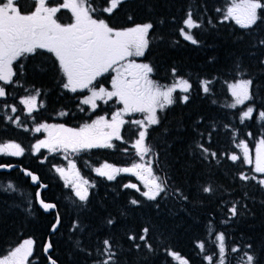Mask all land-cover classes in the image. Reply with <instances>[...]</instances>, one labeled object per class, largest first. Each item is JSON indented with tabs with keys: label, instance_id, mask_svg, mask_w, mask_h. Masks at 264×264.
Wrapping results in <instances>:
<instances>
[{
	"label": "trees",
	"instance_id": "obj_1",
	"mask_svg": "<svg viewBox=\"0 0 264 264\" xmlns=\"http://www.w3.org/2000/svg\"><path fill=\"white\" fill-rule=\"evenodd\" d=\"M94 3L99 5L101 0ZM229 4L230 0H124L108 15L121 28L153 24L142 59L153 68L157 81L169 83L178 77L192 85L188 93H177L175 102L160 111L158 125L148 128L146 144L153 149L154 173L169 182L168 194L155 201L140 194L142 187H138L140 191L125 187L140 182L134 175L121 173L108 180L93 172L103 162L126 168L140 159L131 147L140 129L129 123V137L124 131L123 142H116L114 148L87 149L71 156L91 183L87 201L81 202L53 171L62 165L63 156L55 152L33 154L31 148L40 136L36 128L42 121L52 122L64 111L68 113L63 117H72L74 111L72 97L62 88L64 81L56 61L38 51L13 63L14 83H0L6 92L0 99V145L19 143L24 154L0 155V164H19L37 173L48 186L43 199L55 203L57 212L46 213L38 206L36 192L41 185L33 186L21 169L0 171V259L31 238L35 252L29 264H47L44 246L50 237V257L57 264H94L103 258L97 255V248L108 238L119 264H210L207 256L213 257L211 264H218L216 236L224 233L229 250L226 264H237L243 251L254 254L256 264H264V187L254 180L239 179L244 174L260 180L264 174L255 173L253 165L242 159H230L233 154L243 157L237 146L240 141L253 148L264 139V121L259 119V112L264 111V64L260 63L264 60V45L260 44L264 23L258 21L252 29H243L233 20L221 22ZM189 11L201 24L191 30L199 42L196 45L184 40L179 31ZM240 79H252L253 99L229 107L235 102L228 85ZM205 81L210 82L207 94L203 91ZM37 90L46 106L44 118L36 112L31 116L21 115L20 110L12 113L13 104ZM184 95L189 97L186 102L181 99ZM249 106L254 108L252 117L241 123L240 117ZM197 143L209 153L215 152L216 157L209 154L205 159ZM9 183L14 190L8 189ZM209 186L213 191L205 193L203 188ZM176 189L188 200L176 195ZM133 199L140 203L131 204ZM233 203L238 211L235 217L228 211ZM57 214L60 225L51 234ZM109 218L115 221L113 225L107 224ZM145 227L152 251L144 241L129 239L133 235L138 238ZM201 243L204 250L198 246ZM248 244L251 249H247ZM231 247L241 251L231 253ZM169 252L177 253L180 259Z\"/></svg>",
	"mask_w": 264,
	"mask_h": 264
},
{
	"label": "snow or ice",
	"instance_id": "obj_2",
	"mask_svg": "<svg viewBox=\"0 0 264 264\" xmlns=\"http://www.w3.org/2000/svg\"><path fill=\"white\" fill-rule=\"evenodd\" d=\"M124 0H101L99 5L94 3V0H63L58 5L50 4L49 0H32L31 10L24 11L20 0H0V82L3 84H12L13 76L16 73L13 70V63L27 55H35L38 50H43L54 55L58 62L61 74L64 77L63 87L70 92L78 90L84 92L87 90L90 95H85L80 99V104L89 106L93 111L98 107L97 101L107 103L115 98V102L122 104V109L116 111L111 120L105 116H99L91 123H86L82 127L73 129L66 128L64 125H41L36 128L39 132L41 128L49 132L48 140H41L33 145L34 149L39 152L41 148H47L49 151H55L57 148L73 152H79L82 149L92 148H114L112 141L123 138L120 135V128L125 123H132L138 126L141 130L138 132V139L131 145L136 150V155L144 161L146 156L153 152L151 146L146 144L148 126L158 125L160 119L157 116V109L163 111L167 106L175 102L173 93L177 88L183 93H188L192 87L187 79H178L171 86L158 85L155 81L149 78L153 72V68L147 64H136L129 62L122 64L128 57L143 56L145 49L149 46V32L153 29V24H137L126 29H116L109 26L106 19L102 18L103 14L111 15ZM61 8L69 9L74 17L73 23L63 24L56 17ZM264 9V0H230L229 6L222 12L223 21L233 20L243 29H252L258 21L264 23V12L258 11ZM221 12V9H217ZM131 19V17H129ZM201 24L198 20L193 19L192 12L187 13L183 21V27L179 29L180 35L184 40L190 41L193 45L198 44V40L194 38L192 29H198ZM264 45V39L260 41ZM264 64V60L260 61ZM238 67V66H237ZM22 68V65H21ZM109 71L115 72L111 78V90L97 84L99 77ZM175 76V70H173ZM209 81L203 83V91L207 94L210 92L208 87ZM253 84L252 79H240L236 83L229 84L228 87L235 99V103L229 107L243 104L247 100L253 99L250 93V88ZM6 95L5 88L0 86V97ZM40 92L37 90L34 94H29L25 99L20 101L21 104L27 107L28 114L36 109L37 97ZM188 96L181 97L183 101L188 100ZM40 107H43L41 102ZM84 109L81 108V111ZM11 111L15 113L16 107H11ZM146 114L142 120L125 121L123 116L133 113ZM254 108L249 106L243 111L240 120L241 123L245 119L252 117ZM67 113L61 112L60 115ZM11 120L12 117H9ZM259 119L264 121V111L259 112ZM145 120L147 124H145ZM18 122V121H17ZM251 135V134H249ZM243 151V157L233 154L230 159L233 162L242 159V162L248 165L253 164L250 156L248 144L240 141L237 145ZM197 148L201 150V155L207 159L210 154L213 158L216 153H209V150L202 144L197 143ZM127 152V149H124ZM0 153H5L9 156H21L24 154V149L16 143L0 145ZM153 160L150 158L144 163H133L131 168H114L111 165H103L101 168H96L95 171L99 176H106L108 180L115 179V173H132L140 179L147 189L140 194L147 200L155 201L161 194H168L169 182L168 178H162L154 173L152 167ZM71 168H75V164L69 162ZM0 167H5L0 165ZM111 168V173L105 172L104 169ZM62 176L64 169H56ZM253 171L258 174H264V139H261L256 149V157ZM26 175L31 176L33 182L37 177L31 172H26ZM79 177V173H76ZM242 181L254 180L261 187H264V179L257 180L256 176L240 175ZM82 184L87 185L88 181L83 180ZM73 189L76 197L81 202H86L88 199L87 189L82 187L80 183H73ZM8 189H13L14 186L9 183ZM126 188H133L137 191L140 189L136 184L128 183ZM205 193H211L213 189L204 187ZM175 194L187 201L188 196L184 195L179 189L175 190ZM39 197V192H37ZM42 208L45 211L53 209L54 204L40 201ZM140 201L131 200V204L137 205ZM231 217L238 215L236 204L233 203L228 209ZM229 217V219H231ZM227 222V221H225ZM60 220L57 217L56 222L52 225V231L55 232ZM115 221L108 219L107 224L113 225ZM149 229L145 227L143 234L138 238L129 236V239L136 241L137 239L144 241L145 246L152 251V246L147 242V234ZM219 241L218 264H226L228 251L226 250L225 234L220 233L216 236ZM79 244V242H77ZM34 241L26 239L18 247H16L8 256L0 260V264H26L27 258L32 254ZM201 250H204V244L198 245ZM52 247L48 243L44 247L47 254ZM139 249L140 245L135 244ZM247 249H251L252 245L248 244ZM241 249L231 247V253L240 252ZM169 255L174 259L179 260L180 257L175 252H169ZM91 255V253H89ZM97 255L103 257L94 262V264H119L117 253L113 242L105 238L102 241V248H97ZM210 264L213 260L212 256L206 257ZM50 264H56V261L49 257ZM181 264H187V261H182ZM237 264H256V257L250 254L249 251H243V255Z\"/></svg>",
	"mask_w": 264,
	"mask_h": 264
},
{
	"label": "rangeland",
	"instance_id": "obj_3",
	"mask_svg": "<svg viewBox=\"0 0 264 264\" xmlns=\"http://www.w3.org/2000/svg\"><path fill=\"white\" fill-rule=\"evenodd\" d=\"M24 4H26V5H28L29 6V2H28V0H26L25 2H23ZM69 10V9H68ZM70 12H71V10H69ZM72 13V12H71ZM72 17H73V15H72ZM74 22V17H73V21H72V23ZM122 29H126V28H122ZM146 50V49H145ZM144 60L143 59H141V56H132V57H128L125 61H122L121 63L122 64H127V63H129V62H134V63H136V64H144V63H147V62H143ZM148 64V63H147ZM104 75H107V76H109V77H111L112 75L114 76L115 75V72H112V71H109L108 73H105ZM149 78L150 79H152L153 80V78H152V76H149ZM178 79H184V78H174V80H172L171 82H169V83H161V82H158V81H155L158 85H163V86H171L173 83H175ZM98 80V79H97ZM154 81V80H153ZM237 81H239V80H237ZM236 81V82H237ZM109 82H111V80L109 81ZM236 82H234V83H236ZM0 83H3V82H0ZM96 83H97V81H96ZM106 88H108L109 90H111V86H109V85H107V86H105ZM231 92V91H230ZM177 93H180L181 95L182 94H185V93H183V92H181L180 91V89L179 88H177V90H176V92H174L173 93V96H174V98H175V96H176V94ZM33 94V93H32ZM88 95H90V93H88ZM27 97V96H26ZM26 97H23L22 99H25ZM3 97H0V99H2ZM234 98V97H233ZM21 99V100H22ZM114 99V98H113ZM20 100V101H21ZM20 101L19 102H17V103H15V104H13V106L14 107H16L17 108V111L18 110H20V112H21V115H25V116H28V111H27V107L25 106V105H23V104H21L20 103ZM99 102V100L97 101V103ZM234 102H235V99H234ZM13 106H11V107H13ZM38 107V99H37V104H36V108ZM115 109L114 110H112V112H111V115H113L114 114V112H115V110L117 111V109L118 110H120V109H122V107H123V105L122 104H119V103H116L114 106H113ZM168 107V106H167ZM166 107V108H167ZM13 113V112H12ZM33 113V112H32ZM159 113H160V110L159 109H157V116L159 115ZM145 115L146 114H144V113H139V112H137V113H133V114H131V115H125V116H123V119L126 121L127 120V117H128V120H142V119H144V117H145ZM137 116H139V118L137 119ZM106 119H108L109 121L111 120V118L110 117H105ZM145 124H147V121L145 120ZM42 125H45V124H42ZM46 125H59V124H46ZM41 125H39L38 127H40ZM37 127V128H38ZM64 127H66V128H69V127H67V126H64ZM123 127V126H122ZM122 127L120 128V134H121V130H122ZM148 128H149V126H148ZM73 129H75V128H73ZM140 129V128H139ZM141 130V129H140ZM39 134H40V136L38 137V139H37V141L35 142V143H33V145H35L37 142H39V141H41V140H48L49 139V132L48 131H45L43 128H41V130L38 132ZM136 139H138V137L137 138H135V140ZM135 140H134V142H135ZM9 143H16V142H7V143H4V144H9ZM4 144H1V145H4ZM16 144H19V143H16ZM20 145V144H19ZM33 145L31 146V148H32V151H33V154H36L37 153V151L34 149V147H33ZM21 146V145H20ZM22 147V146H21ZM248 147H249V152H250V156H251V158H252V160H253V168H254V164H255V157H256V149H257V147H258V144L255 146V147H253V148H251L249 145H248ZM23 148V147H22ZM24 149V148H23ZM42 149H45L46 151H49L47 148H41L40 150H39V152L42 150ZM51 152H55V153H59L60 155H62L63 156V158H64V161H63V163H62V165H59V166H56V167H54V173L59 177V179L61 180V181H63L64 182V184L67 186V187H69L70 189H72V191L74 192V189H73V183H80L81 184V186L82 187H84V188H86L87 189V192H88V194H89V191H90V187H91V183H90V181H89V179H87V178H85L84 176H83V174L81 173V171L79 170V167H78V164H77V161L75 160V159H73V157H71L72 155H74V154H76L77 152H73V151H71V149H68V150H63V149H60V148H57L55 151H51ZM241 153H242V156H243V151H242V149H241ZM0 155H4V156H9V155H7V154H5V153H0ZM14 157H22V155L21 156H14ZM152 159L153 160V156L151 155V154H149V156H146L145 158H144V161H141L140 159L136 162V163H144V162H146L147 160H149V159ZM72 162L73 164H75V168H71L70 166H69V162ZM105 164H107V165H111L112 167H114V168H124V167H122V166H117V165H115V164H112V163H108V162H103V163H101V164H98L97 166H95L94 168H93V172H94V174H96V175H98L97 173H96V171H95V169L96 168H101V167H103V165H105ZM153 165V164H152ZM58 168H61V169H64L65 171H64V175L62 176L59 172H57V170L56 169H58ZM126 168H131V166H129V167H126ZM104 171L105 172H109V173H111V168H106V169H104ZM76 173H79V177H77V175H76ZM121 173H124V172H121ZM121 173H115L114 175H115V177L117 176V175H119V174H121ZM129 174H131V175H133L132 173H129ZM134 176H136V175H134ZM104 177H106V176H104ZM137 177V176H136ZM83 180H87L88 181V184L87 185H84V184H82V181ZM139 183L137 184V183H135L136 185H137V187H142L143 188V190L144 191H146L147 189H145V187H144V185H143V183H142V181L139 179ZM140 184V185H139ZM74 194H75V192H74ZM27 239H31V238H27ZM26 240V239H25ZM33 240V239H32ZM24 241V240H23ZM23 241L21 242V243H23ZM34 241V240H33ZM20 243V244H21ZM19 244V245H20ZM18 245V246H19ZM18 246H16V247H18ZM15 247V248H16ZM14 248V249H15ZM13 249V250H14ZM12 250V251H13ZM11 251V252H12ZM10 252V253H11ZM34 252H35V241H34V245H33V249H32V254L27 258V261H26V264H29V260L32 258V256H33V254H34ZM10 253H8L6 256H8ZM5 256V257H6ZM5 257H3V258H1L0 260H2V259H4Z\"/></svg>",
	"mask_w": 264,
	"mask_h": 264
},
{
	"label": "flooded vegetation",
	"instance_id": "obj_4",
	"mask_svg": "<svg viewBox=\"0 0 264 264\" xmlns=\"http://www.w3.org/2000/svg\"><path fill=\"white\" fill-rule=\"evenodd\" d=\"M25 1L26 0H20L21 5L23 6V10L24 11H30L31 10L32 0H28L29 6L23 3ZM49 2L52 5H58V4L62 3L63 0H49ZM56 17L63 24L72 23V21H73L72 13L68 9H64V8H61L60 12H58L56 14ZM102 18L106 19V21L109 23V26H111L113 28H116V29H122L121 27H118L117 25H114L113 22H111L109 20L108 14H103L102 15ZM130 27H133V26H130ZM125 28H129V27H125ZM146 50H145V52H146ZM38 51H41L42 54L47 55V57H52L56 61V59H55V57H54L53 54L48 53V52L43 51V50H38ZM145 52H144V54H145ZM143 57H144V55L141 56V59ZM56 64H57V66L59 68V65H58V62L57 61H56ZM150 76H152V78H153L154 81H157L155 79L154 72H152L150 74ZM112 77H113V75L111 77H109L107 75H103V76H101V77L98 78L97 84H103V86H107V85L111 86V82H109V81L111 80ZM62 79L64 81L63 75H62ZM62 88H63L64 91L68 92V95L71 96L72 99H73L72 105L74 106L73 107L74 111H71L72 117H63V116L62 117H54V121H52V122H50V121H42L39 125H42V124H59L60 125V124H62V125L67 126L69 128H75V129H77V128L82 127L86 123H91L93 120L97 119L99 116H105V117H110V118L112 117L111 112H112V110L115 109L113 106L116 104L115 98L113 100L108 101L107 103H104L103 101H99L97 103L98 104L97 109L95 111H93L89 106L80 104V99L83 98L85 95H88L87 90H85L84 92H81V91L78 90L77 92L73 93V92H70L67 89H65L63 87V84H62ZM37 99H38V107L33 111V113H31V115H33L36 112V114L39 113L40 118H44V112L45 111H43V109L45 110L46 109V106L44 104V100H43V97H42L41 92H40V96H38ZM41 102L43 103V107H40L39 106ZM81 108H83L84 110L81 111ZM76 109L78 111H75ZM117 111H118V109H117ZM115 112H116V110H115ZM65 113H68V112H65ZM31 115L28 114V116H31ZM138 118H139V116H137V119ZM126 121H130V120H128V117H127V120ZM70 122H73V124H80V125L77 126V127H73V126L68 125ZM127 124H129V123H125L123 125V127H122V130H121V134L120 135H121V137L123 139H124V131H125V136L126 137H129V135L128 136L126 135V133L129 132L128 131L129 130V127H126ZM116 142H120V140H115L114 139L112 141V143L114 145H115ZM127 148H129V146H127ZM82 150H87V149H82ZM82 150H80V151H82ZM44 153H54V152L46 151L45 149H42L40 152H37L36 154H44Z\"/></svg>",
	"mask_w": 264,
	"mask_h": 264
},
{
	"label": "water",
	"instance_id": "obj_5",
	"mask_svg": "<svg viewBox=\"0 0 264 264\" xmlns=\"http://www.w3.org/2000/svg\"><path fill=\"white\" fill-rule=\"evenodd\" d=\"M0 165H4V166H5V167H0V171H3V172H10L11 170H14V169H16V168H19V169H21V171L25 174V176H27V177L30 178V182H31V184H32L33 186L41 185V186L37 189V192H39V197H37V192H36V199H37L38 206H39L44 212H46V213L57 212V206H56L55 203H53V202H47V201H45V200L43 199V197H42L43 190H44V189H47L48 186H47L46 184H42V182H41V180H40V177H39V175H38L37 173H34V172H32L31 170H29V169L22 168V166L19 165V164H11V165L0 164ZM26 172H31L32 175H34V176L37 177V180H36L35 182H33L32 179H31V176L26 175ZM41 200H43V201L46 202V203L54 204L55 207H54L53 209H50V210H48V211H45V210L42 208V206H41V203H40ZM57 217H59V220H60V216H59V214H57V216H56V220H57ZM59 225H60V223H59ZM59 225L57 226L56 231L58 230ZM56 231H55V232H56ZM55 232H53V231L51 230V234H54ZM48 243H51V239H50V237L47 238V241H46L45 245L48 244ZM51 245H52V244H51ZM44 247H45V246H44ZM52 250H53V249H52V247H51V248L49 249V251H48L47 254H46L45 251H44V254L48 257V260H49L50 253L52 252ZM51 259L54 260L52 257H51ZM54 261H55V260H54ZM47 264H50V260L48 261ZM56 264H57V262H56Z\"/></svg>",
	"mask_w": 264,
	"mask_h": 264
}]
</instances>
